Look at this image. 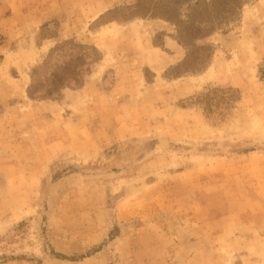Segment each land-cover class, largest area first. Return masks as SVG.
Returning <instances> with one entry per match:
<instances>
[{"label": "rangeland", "instance_id": "1", "mask_svg": "<svg viewBox=\"0 0 264 264\" xmlns=\"http://www.w3.org/2000/svg\"><path fill=\"white\" fill-rule=\"evenodd\" d=\"M218 5L0 0V264H264V0Z\"/></svg>", "mask_w": 264, "mask_h": 264}, {"label": "trees", "instance_id": "2", "mask_svg": "<svg viewBox=\"0 0 264 264\" xmlns=\"http://www.w3.org/2000/svg\"><path fill=\"white\" fill-rule=\"evenodd\" d=\"M176 4L182 5V7H187L190 10L189 19L182 26L176 25L179 43L182 46H189L190 43L196 40H202L209 36L216 22L213 18L209 16L214 12H218L217 18L222 16V12L219 11L218 2L220 0H212L211 4L203 3V0H174ZM224 1V0H223ZM227 0H225L226 2ZM77 50H82L80 54H77V57L70 60L66 67L63 69L64 72L69 71L65 74H59L58 72H52L49 74V82L46 86L44 94L38 95L37 90L34 91L33 85L28 91V96L30 99H42L48 100L55 98L60 95V93L70 86H78L82 84V75L83 72H86L90 66L98 60L94 55L88 56V52L98 53L96 49H90L84 46L75 47ZM68 74V75H67Z\"/></svg>", "mask_w": 264, "mask_h": 264}]
</instances>
